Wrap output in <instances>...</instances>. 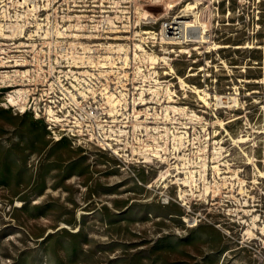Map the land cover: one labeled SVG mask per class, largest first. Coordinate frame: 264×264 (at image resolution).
<instances>
[{"label": "rangeland", "instance_id": "rangeland-1", "mask_svg": "<svg viewBox=\"0 0 264 264\" xmlns=\"http://www.w3.org/2000/svg\"><path fill=\"white\" fill-rule=\"evenodd\" d=\"M77 1L59 0L66 27L95 44L100 64L28 66L29 74L0 64V264H264V242L246 234L255 217L264 228V0ZM84 10L97 16L94 36L79 33ZM195 18L206 28L190 35L206 32L209 43L176 45L160 34L165 22ZM10 35H0L1 48ZM88 71L109 74L115 106L90 100L108 115L116 108L105 118L128 131L117 141L128 157L56 139L36 117L34 108L56 98L58 77L65 84ZM21 89L26 111L8 102ZM180 135L186 144L176 150ZM148 146L162 158L146 159ZM184 163L196 171L195 186L176 183ZM208 185L218 194L205 195Z\"/></svg>", "mask_w": 264, "mask_h": 264}, {"label": "built area", "instance_id": "built-area-1", "mask_svg": "<svg viewBox=\"0 0 264 264\" xmlns=\"http://www.w3.org/2000/svg\"><path fill=\"white\" fill-rule=\"evenodd\" d=\"M83 1L78 0L76 2L78 4L75 3L74 6L82 8L85 6ZM84 11H87V15L81 17L85 25L83 32L79 33L94 36L99 32L94 25L97 16L92 10ZM68 14V10L59 3V0H0V35L3 37L6 32L11 33L7 38L9 43H2L6 45L5 48L0 47V64L22 67V71H26L27 74L29 70L25 68L28 66L88 67L95 66L96 63L100 64L102 60H98L92 53L91 48L96 47L95 44H82L81 35L70 34L68 31L66 27ZM107 22L108 20H105L103 25L105 29L101 26L102 31L107 32L106 28L110 26ZM177 22L178 20L173 19L163 23L160 28L161 36L167 39L178 38ZM88 48L91 50L86 53L85 50ZM104 65L106 64L102 63L100 66ZM106 76L109 74L77 72L69 75L65 84H63L65 79L58 77L61 86H58V93L52 88L56 98L48 102L45 100L43 105L40 104L38 109L33 110L37 118L45 119L48 129L56 139L63 137L75 139L80 143L99 146L104 151H112L120 158L128 157L127 154L121 155L123 148L117 146V141L122 144L118 138L125 136L128 131L120 130L117 133L116 129L111 128L113 127L111 124L108 125V120L105 118L106 115L109 118L110 115L113 116L118 112L112 108L108 115L104 106H98L94 100H90L91 97L94 99L108 98L109 95L116 96L111 92L110 78ZM61 77L64 78V75ZM12 93L8 102L18 110L26 111L25 106L21 108L17 101L20 99L19 90ZM43 94H46L44 89L40 92V95ZM123 94L128 95L124 92ZM11 96L15 98L16 103L11 101ZM29 99L28 96L25 105L28 104Z\"/></svg>", "mask_w": 264, "mask_h": 264}, {"label": "bare ground", "instance_id": "bare-ground-1", "mask_svg": "<svg viewBox=\"0 0 264 264\" xmlns=\"http://www.w3.org/2000/svg\"><path fill=\"white\" fill-rule=\"evenodd\" d=\"M187 6V8L188 9H195V6L194 5H191V4H188V5H186ZM187 10V9H186ZM198 16V15H197ZM196 19V18H195ZM197 19H198V17H197ZM196 19V21H194V22H189V21H178L177 23H178V31H179V36H178V38H170V39H179V40H176L174 43H172V44H182V43H186V42H188L189 40H191L192 38L194 39V40H196V42H200V43H209L210 41H209V36L208 35H206V32H201L200 30V33H197V31H194V34L195 35H190V33H191V31H192V29H196L197 30V28L199 29V27H201V26H203V27H205V25L204 24H202L200 21L198 22V20ZM206 28V27H205ZM204 29V28H203ZM206 30V29H205ZM203 31V30H202ZM151 32H143V35L145 34H150ZM193 34V33H192ZM208 34V33H207ZM140 35H142V33L140 34ZM192 41V40H191ZM165 43H166V41H165ZM168 44H170V42H167ZM166 43V44H167ZM117 46V45H116ZM123 46V45H122ZM216 46V45H215ZM138 47V46H137ZM139 48L141 49V51L143 50L142 49V47H140L139 46ZM122 49H124V48H122ZM122 49L120 50V51H122ZM119 51V52H120ZM146 53V52H145ZM147 54V53H146ZM127 58V57H126ZM153 61V62H156V58H154V57H149V61ZM163 61V60H162ZM166 61V59H164V62ZM103 68H108V66L107 65H104V66H102ZM107 71V70H106ZM108 72V71H107ZM109 74H110V72H108ZM180 82H182L184 85H185V82L184 81H180ZM183 85V86H184ZM169 91V93H170V91L171 90H168ZM195 91H196V93L199 95V97L204 101V103L207 105H209V103H208V100H207V93H205L207 96L205 97V96H203V95H201V92L202 91H200V90H197V89H195ZM22 90H19V95H18V97L21 99V100H23V98H24V96H23V94H22ZM203 93H204V91H203ZM171 94V93H170ZM204 94V95H205ZM125 96V94H123V93H121V97H124ZM112 97H114L113 95H109L108 96V98L111 100L110 102L112 103V104H114V106H115V100H114V102H112ZM221 98V97H220ZM226 98V97H225ZM223 99V98H222ZM217 100L219 101L218 103H220V101H223V100H220L219 99V97L217 98ZM228 101H223V102H221V103H223V104H228L230 101H232L233 103H234V105H237L238 104V99H237V97H229L228 99H227ZM11 101L13 102V103H16V100H15V98H13V96H11ZM121 103V102H120ZM226 106H228V105H226ZM229 107H231V106H229ZM176 108V107H175ZM113 109H116V108H113ZM180 107H179V109L178 108H176V110H178V111H180ZM175 110V111H176ZM182 112H183V110H181ZM222 124V123H221ZM172 134V133H171ZM179 139H180V141H177V146H176V150H178V149H180L179 147L180 146H184L185 144H186V142H184V137H183V135H180L179 136ZM244 141H246L244 138H242V137H240L239 138V140H233V142L234 143H243ZM144 149V150H143ZM143 149L141 150V152H142V154H144L145 155V158L146 159H149L150 157H148V156H152V157H154V158H159V159H161L162 157H161V154H159V149H155L154 150V148H152V147H150V146H148L147 148L146 147H143ZM222 148H218L217 149V154L218 155H221V152H220V150H221ZM147 156V157H146ZM248 157V156H247ZM248 160L249 161H251V159L248 157ZM148 161V160H147ZM184 165V170H183V174L185 175V177L184 178H182V179H176V183H178L179 185H182V186H184V187H192V186H195L196 185V180L194 179V177H195V174H196V171L194 170H192L186 163H184L183 164ZM203 166V173H205L206 172V165L205 164H203L202 165ZM175 168H177V166L175 167ZM214 170H216L217 171V173L219 174V175H221V173H220V165H214ZM180 173V172H179ZM261 175V174H260ZM169 176H172V174H169ZM178 175H176V177H177ZM234 176H238V173L236 174V175H234ZM234 176H231V178L232 177H234ZM172 177H174V176H172ZM203 177V176H202ZM162 178H163V181H166V177L165 176H163L162 175ZM222 179H227V177H222ZM209 184V183H208ZM206 188H205V192H204V194L205 195H209L211 192H212V190H213V192H214V196L215 195H217L218 194V190L219 189H217V187L218 186H216L215 185V188L213 189V187L211 186V185H208V186H205ZM180 190H181V192L183 191L182 190V188H180ZM184 192H186V191H184ZM182 196V195H181ZM206 200H207V198H206ZM215 201V200H214ZM208 202V201H207ZM216 203H213L212 205H215ZM259 219V218H258ZM256 217H255V220H254V222H253V224H251V225H253L252 227H248L247 228V230H246V234L247 235H249V238L252 240V241H254V240H261L262 242H264V228H261V227H259L258 226V224H257V220H258ZM253 220V219H252ZM192 224L193 225H195L196 223H197V219H193L192 221ZM259 234H262V237H259Z\"/></svg>", "mask_w": 264, "mask_h": 264}]
</instances>
